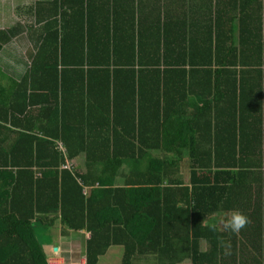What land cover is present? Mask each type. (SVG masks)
<instances>
[{"label": "trees", "instance_id": "trees-1", "mask_svg": "<svg viewBox=\"0 0 264 264\" xmlns=\"http://www.w3.org/2000/svg\"><path fill=\"white\" fill-rule=\"evenodd\" d=\"M251 2L248 14L223 2L203 34L180 21L142 34L115 0L39 2L30 23L0 29V52L35 40L19 80L0 67V174L15 171L1 206L19 211L0 213V264H49L58 219L62 235L90 233L86 264L112 245L122 264H264V21ZM233 210L248 218L238 233L224 229Z\"/></svg>", "mask_w": 264, "mask_h": 264}, {"label": "crops", "instance_id": "crops-1", "mask_svg": "<svg viewBox=\"0 0 264 264\" xmlns=\"http://www.w3.org/2000/svg\"><path fill=\"white\" fill-rule=\"evenodd\" d=\"M51 1L53 0H17L18 4H16L15 7H12V12L15 13V11H17L18 17L15 20H11L8 17L6 18L4 14H6L5 9L11 5L12 1L9 0L8 3L7 1L1 0L0 16L3 21H0V29L11 27L18 22L30 23V13L26 8L39 2H44V5H47ZM236 1H238L237 5L244 3L246 6L245 11L243 10L242 13L245 12L248 14L254 7V2L250 3L251 0H242V2L241 0H115V4L120 11V14L124 16L127 15V18L130 17L129 22H134L136 24L135 27L142 34L150 33V27L152 26V23L155 29L154 23L157 21H168L172 22L173 24L180 21L179 23L186 26L187 29H192L194 31L197 30L200 34H203L210 32L215 22V16H221L220 11L223 2L235 7L236 11ZM257 1L261 7V15L264 21V0ZM123 18L125 21V17ZM236 21L237 20L235 19L234 22L236 23ZM138 23L140 25L139 27L137 25ZM235 35H238L237 31H235ZM17 40H26V42L23 43L25 53L28 52L27 48L32 46L30 44L35 43V40H32L27 36L26 38H16L10 44H6L0 53L6 51L7 49L8 51L13 50V44L17 42ZM0 67L3 71L9 72L12 78H16L18 80L24 75V72L27 68L23 67V64L18 62H11V64L6 65V69L2 65H0ZM4 84L7 83L4 82ZM4 94L7 95V89H4ZM153 152L156 156L161 155L159 151ZM182 162L183 180L184 183L187 184L190 181L187 160H183ZM74 163L84 167V157L81 156L80 158L76 159ZM14 181L15 171L11 172L10 170L7 173L0 174V213H19L17 208L14 209L15 211L13 209H9L6 210V212H3V209L7 208L1 206L4 201L11 196V190L13 188ZM9 207L10 206H8V208ZM8 214H5L4 216H7ZM53 215V213H49L47 216L52 217ZM1 217L2 214L0 218ZM15 223V219H11L9 225L6 226L10 227ZM61 231L62 226L60 220L58 219L55 221V223H53L52 227H48L46 232L47 238L50 239V242L47 241L46 244V250L50 253H48L50 255L49 264L58 262H67L68 264H86L85 246L86 240L90 237V233L86 229H83L77 233L70 231V234L62 235ZM55 247L58 248L56 252L54 251ZM123 254V246L112 245L109 247L105 255L99 258V264H122ZM55 256L57 258H55Z\"/></svg>", "mask_w": 264, "mask_h": 264}, {"label": "rangeland", "instance_id": "rangeland-1", "mask_svg": "<svg viewBox=\"0 0 264 264\" xmlns=\"http://www.w3.org/2000/svg\"><path fill=\"white\" fill-rule=\"evenodd\" d=\"M4 1H7L9 3V0H4ZM10 1H12V3L8 8L5 9L6 14H4V16L6 18L8 17L11 20H15L18 17L17 16L18 12L17 11H15V13L12 12V7H15L16 4H18V3H17V0H10ZM5 17H4V19H5ZM0 21H3L1 19V16H0ZM25 36L26 35H24V38H26ZM20 40H17V42H15L13 44L15 49H13L11 51H8V49H7L5 54H4V52L0 53V65H2L4 68L6 67V65L11 64V62L22 63L24 60H27L25 48H23V43H25L26 40H23V41H20ZM46 239H47L46 241L50 242L49 238H46ZM56 256H58V255H56ZM56 256H55V258H57ZM81 258H83V257H81Z\"/></svg>", "mask_w": 264, "mask_h": 264}, {"label": "clouds", "instance_id": "clouds-1", "mask_svg": "<svg viewBox=\"0 0 264 264\" xmlns=\"http://www.w3.org/2000/svg\"><path fill=\"white\" fill-rule=\"evenodd\" d=\"M224 229L233 233L240 232L248 223V218L242 212L233 210L224 219ZM213 230L215 225L210 226Z\"/></svg>", "mask_w": 264, "mask_h": 264}, {"label": "built area", "instance_id": "built-area-1", "mask_svg": "<svg viewBox=\"0 0 264 264\" xmlns=\"http://www.w3.org/2000/svg\"><path fill=\"white\" fill-rule=\"evenodd\" d=\"M50 264H68L67 262H58V263H50Z\"/></svg>", "mask_w": 264, "mask_h": 264}, {"label": "water", "instance_id": "water-1", "mask_svg": "<svg viewBox=\"0 0 264 264\" xmlns=\"http://www.w3.org/2000/svg\"><path fill=\"white\" fill-rule=\"evenodd\" d=\"M57 250H58V248H57V247H55V248H54V251L56 252Z\"/></svg>", "mask_w": 264, "mask_h": 264}]
</instances>
